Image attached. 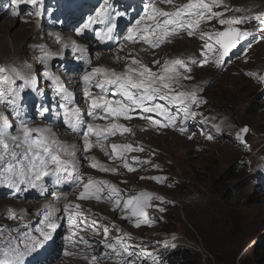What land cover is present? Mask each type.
Listing matches in <instances>:
<instances>
[{
	"label": "rangeland",
	"instance_id": "rangeland-1",
	"mask_svg": "<svg viewBox=\"0 0 264 264\" xmlns=\"http://www.w3.org/2000/svg\"><path fill=\"white\" fill-rule=\"evenodd\" d=\"M116 1L118 0H111L120 14L128 12L131 14V11L135 8L134 4L138 3V0ZM174 1H176L175 5H182L180 0ZM187 1L185 0L184 3ZM233 1L236 4H241L240 0ZM234 7L235 5L231 3L227 4V8H231L232 10H227V13L224 14L225 18L233 16L248 17L243 13L233 10ZM0 10H3V8L0 7ZM213 11L222 12L223 9L216 7L213 8ZM261 14L263 16H260L264 18V13L261 12ZM0 15V21L9 16L4 11H0ZM251 26H255V30L251 29ZM251 26L248 25V22L236 25V27L242 30L254 33L255 39L248 37L244 40L239 48L234 49L235 51L233 50L235 53L220 67L223 69L224 65L230 64L229 70H234L240 77H234L231 74V79H223L221 75L230 71L215 72L209 69L204 70L202 65L205 64L200 63L194 67L191 78V81H195L197 78L204 80L209 85L218 79L213 87L210 88L209 86L207 89V97L211 102L209 109L212 113L216 112V115L220 118H222L223 114L229 118L230 124L225 122V127L228 128L229 132L236 130V134L240 129L247 127L249 132L244 136L246 143H241L234 137L227 136L222 132L217 133L211 125L201 127L200 123H194L193 120H190L189 124L176 127L172 133L162 136L149 135L150 140L147 138L146 141L153 144V146L146 151L130 152L123 149L113 151L114 153L122 152L123 155L127 153L130 157L129 163L135 168L134 171H129L125 174V181H123L122 176H119L122 186L138 191L132 193L131 196L137 195L141 192V188L145 187L154 196H162L164 198L163 201L153 199L151 201L152 207L146 209V213H148L149 209L155 208V210L149 212V218L152 221L161 223L156 229H152V225L146 224H142L139 228L135 227L134 224L137 217L131 216L130 211L121 210L116 217L114 213H109L108 210L104 211L111 219L100 215L88 216L91 219L88 221L89 225L95 221L99 225L111 226L114 224L112 219L114 220L115 218L133 234L152 237L166 244V246L161 245L159 248L149 242L135 239L127 240L126 242L132 245L133 250L139 254L136 264H153L146 259L150 254L154 255L156 264H161L163 260L169 257L173 260V263L169 262L168 264H241L247 257L252 259L253 264H264V82H261L257 78L251 82L253 77H244L239 70L245 67L246 70H249L251 67L258 66L259 71L257 75L261 76L264 72V25L253 19ZM202 28L205 29L203 32L222 31L227 28V25L221 26L218 19H212L211 21L202 23ZM16 30L17 26L14 23L9 34L14 33ZM35 31L37 34L30 39L28 38L27 42L29 44L27 46H19V49L10 37L7 38L6 50L0 49V65L9 67V65L22 63L24 66L29 67V69H31L30 67L34 68V57L27 59L31 54L29 47L36 53L34 44L46 40L43 38L45 33L40 29V25L35 24ZM47 39L49 43L52 42L50 37H47ZM197 44L199 45L198 50L201 53L203 45L201 43ZM179 45H164L160 48L166 51V58L161 57L162 59L156 67L157 72L165 61L176 58L171 53L178 54L182 51L183 46L188 44L180 45V47ZM137 46L142 47H138L142 51V54L145 49L150 50L149 46L145 44ZM116 50V46L110 50L116 56L115 58L110 56V60L107 62L111 67V64H115L117 57L121 56L120 53H116ZM106 52H109V50ZM137 60L145 65H148L149 62L143 59V57ZM246 60H248L247 64H245ZM100 66L95 65V68ZM124 66L125 60L120 65L118 71H121V67ZM64 72L62 70V73ZM87 73L89 71L84 68L79 72L81 77ZM65 83L68 84L70 82L66 81ZM43 85L44 81L42 82L41 89L46 88ZM175 87L177 91H182L180 86ZM40 98V96H37L33 99L37 101V105L41 104ZM80 101H84V98H80ZM163 102L161 104H164ZM85 104L86 102L82 105ZM203 105L206 111H208L207 102L203 103L199 108V116L201 118ZM18 106L20 112L23 111L20 103H18ZM0 110L2 111L1 116L6 117L12 126L17 124V117L12 114L11 108H3L0 104ZM179 111L177 109V112ZM83 113H85L84 109ZM142 126L144 125L137 124L138 128L142 130L146 129L142 128ZM181 128L185 131H181ZM130 131L132 135L130 139L135 141L139 135L134 134L133 127H130ZM209 135L212 136V139L208 138ZM130 139L117 138L108 143V146L112 149L111 146L114 144H130L133 148H137V145ZM68 146L71 145L68 144ZM78 146L80 147V144ZM91 156L96 160L97 152H92ZM156 158H159L162 170L165 167V172L173 180V187H163L157 181L147 179L148 176L159 177L158 171H148L154 170L150 168L151 163H134L136 160L152 162ZM133 163L148 172L139 171ZM116 168L121 169L120 165H117ZM141 177H144V179H141ZM55 190L58 189H52V192L47 196L48 199H53L50 195ZM12 192L13 190L11 189L0 187V203L7 204L0 205V209L2 208L0 212V228L5 229L4 233L0 235V246H3V241L9 236L17 237L19 234L22 235L27 232V218L31 219L36 208H39L36 205L38 204V200L36 202L31 201L29 200V196L11 199ZM66 194L70 202L76 198V195ZM28 202L35 204H31L32 207H30L28 206ZM83 204L84 206L87 205L86 202ZM88 208L103 212V208L89 204ZM160 208L165 209V211H160ZM9 209L14 210L18 217L22 216L23 218L9 219ZM58 216L59 219L56 221L58 226L54 230L49 245L41 253L35 250L27 253L23 259V264H48L56 256L60 247L63 244L67 245L64 237L70 235V233L77 234L72 237L76 240H79L81 236L89 239L93 244V249L89 250L88 253L100 257L99 262L101 264H110L111 260L117 257L115 254H111L110 257L103 256L105 251L110 250L100 247L101 241L104 240L102 231L97 235L90 228L91 234L89 232L86 234L87 231H85L86 228L83 224L80 227H75L74 230V226L69 225L67 214L63 212V209ZM125 216L131 218L125 219ZM11 223H16V225L8 227ZM39 223L44 225L43 219ZM49 230L51 229L45 228V231ZM59 230L60 233L58 235ZM120 232L112 229L109 232V240ZM123 232L126 233L125 231ZM57 239H61L60 247H55ZM19 241L22 242L23 237ZM171 244L175 245L176 248L172 250V254H169L170 248L173 247ZM77 246L81 247L80 250L84 248L82 244H78ZM177 250H180L182 253L174 259L173 253ZM117 258L119 260L124 259V257Z\"/></svg>",
	"mask_w": 264,
	"mask_h": 264
},
{
	"label": "snow or ice",
	"instance_id": "snow-or-ice-1",
	"mask_svg": "<svg viewBox=\"0 0 264 264\" xmlns=\"http://www.w3.org/2000/svg\"><path fill=\"white\" fill-rule=\"evenodd\" d=\"M42 0H12L14 7L11 9L13 16L19 15L18 8L22 4H30L38 6ZM161 3L172 4L173 11H164L158 8L155 3L146 6L144 15L135 21L132 27L127 29L125 39L133 43L143 41L151 47H159L162 43L168 42V38L176 35L181 31L187 32L188 36L196 35L199 32L200 38L205 41L202 48V55L205 56L203 64L209 63V54L217 67H221L225 58L237 48L248 37L255 39L254 33L242 30L236 25H241L249 20L255 19L264 25V18L260 15L252 17H228L225 18L224 13L213 11V8L221 6L223 0H188L182 5H175L174 0H161ZM227 8V6H224ZM239 11V10H237ZM41 11L37 10L35 15L41 16ZM218 19L221 26L227 25L223 31L200 32V25L206 21ZM111 24V12L109 0H103V5L95 10L93 15H89L80 27L76 29L78 35H83L86 30H91L94 25ZM115 25L111 24L106 29L95 31V36L100 41L112 39V32ZM62 38L57 36V40ZM251 43V42H250ZM249 43V46H250ZM67 46V45H65ZM73 47L79 48L73 43ZM51 58V54L45 52L43 61L46 63ZM159 64L160 61H155ZM195 63V61H192ZM191 69L188 61L182 58H175L161 66L158 72H153L147 65L133 58L125 71L116 72L113 69L96 67L90 73L82 77L84 87V97L89 103L88 116L94 119L113 118L131 119V112L140 109L144 113H157L163 117V121L153 119L152 117H142L148 119L153 125L161 127L175 126L177 115L170 113L169 108L165 104L156 103L157 100L166 101L167 105H180V111L183 112L184 119L195 118L197 113L192 110V105L198 106L206 103L200 99L196 90L177 91L175 86H180L182 79H191L186 73ZM47 79L50 80L55 87L56 93L61 97V107L66 123L76 131L78 126L83 124V114L79 107L75 106L74 97L64 87L62 81L54 77L51 73H46ZM249 76L264 82V76H258L256 73H248ZM22 81L21 85H17L16 81ZM95 81V83H93ZM35 86L32 77L22 75L15 68L0 66V104L11 108L12 114L18 118V124L15 133L12 130V124L6 117L0 116V187H5L20 193L28 188H39L44 191V179L46 177H55V182L59 184L61 180L72 181L76 184H83L82 190L78 193V198L105 200L114 205L113 210L121 208L123 199L121 190L108 181H94L91 178L87 183H83L84 178L78 172L77 153L74 146H68L56 139L55 134L50 128L32 127L29 121L20 118V110L18 101L21 93L25 89ZM98 89L93 92L92 89ZM111 90V91H110ZM110 97H119L116 99ZM47 111L46 108L41 109L40 115L43 116ZM103 114V117L101 116ZM207 123V119L202 121ZM212 127L217 133L222 132L219 124ZM181 131L184 129L181 128ZM117 131L129 132L130 129L122 125L113 123L105 132L99 126L93 127L92 124L86 125V132L83 136V151L88 152L99 143L101 139H106L108 135H115ZM249 132L247 127L240 129L236 133V139L246 143L244 136ZM209 139L212 136L209 135ZM112 150L123 149L129 151H143L142 148H133L132 145H112ZM101 150L107 155V149L101 145ZM90 161V167L98 168L100 171L116 172V169L106 168L104 165L95 161L94 157H86ZM135 164L151 163L150 161H134ZM124 167L129 171H134L132 164L125 161ZM154 167H159L158 165ZM144 179V177H141ZM162 183L165 177H148ZM56 202H64L63 212L67 214L68 223L74 227H80L81 224L85 228L91 227L95 234L99 235L103 232L104 240L101 241L105 250L104 257H110L115 254L117 257H124L117 264H136L139 254L133 250V246L126 241L131 239V235L124 233L122 236L109 240V232L112 229L122 231L115 224L111 226L99 225L95 221L89 225L86 218H83V211L80 205H73L67 202V194L62 192L52 193ZM153 199L163 201L162 196H154L153 193L141 191L135 196L129 197L124 201L122 211H130L131 216L137 217L134 226L139 228L142 224L151 226L154 221L147 217L146 209L152 207ZM160 211L165 209L160 208ZM58 209L54 205H49L43 215L44 226L37 228L35 231L39 235H33L30 232L23 233V241L20 242L16 237L9 236L0 246V264H23L25 255L36 250L43 245L44 241L51 239V232L45 231V228L55 230L58 226L56 221L59 219ZM77 217L81 220L78 223ZM9 219H22V216L9 209ZM125 219L131 217L125 216ZM26 227V226H25ZM5 229L0 228V235ZM76 233H70L65 236L64 240L67 245L64 249V255H79L85 260H89L90 264H99L100 257L89 255V250L93 249V244L85 237H79V240L73 239ZM21 243L23 247H21ZM78 244H82L84 248L80 253L69 252L68 246L75 249ZM175 245H173L174 247Z\"/></svg>",
	"mask_w": 264,
	"mask_h": 264
},
{
	"label": "bare ground",
	"instance_id": "bare-ground-1",
	"mask_svg": "<svg viewBox=\"0 0 264 264\" xmlns=\"http://www.w3.org/2000/svg\"><path fill=\"white\" fill-rule=\"evenodd\" d=\"M143 2L147 4L155 3L158 8H161L164 11L174 10V6L172 4L161 3V0H138V3L134 4L135 8L132 11V15L136 16L137 14H139V11L143 12V8H145V5L142 4ZM175 2L176 1H174V4ZM180 2L181 4H185L184 3L185 0H180ZM239 2H241V4H236L233 0H223V4L218 7H221L223 9L222 12L224 14L227 13V10H232L231 8L228 9L224 7L225 5L227 6L228 3L235 5L233 10H235L236 12L243 13L248 17L262 15L261 12L264 13V0H240ZM3 11L7 12L9 16L5 17L2 21H0V49L3 51L6 50L7 48L6 39L9 37L12 40V42L16 46H18V49L19 46L21 47L27 46V44H29L27 42L28 38L30 39L32 38V36H35L37 34V32L35 31V21L29 20L27 22L23 18L21 19L17 18L13 16L8 9H3ZM139 15L140 16L138 19H140L141 16H143L144 14H139ZM19 19L22 20V22H20ZM252 21L253 19L247 21L249 26H251ZM14 23H16L17 30L12 34H9V31L11 30ZM132 24L134 25L135 22L133 21ZM76 29H77L76 27H71L66 31L55 34L51 31H47L41 28L42 32L45 33V36L43 38L46 40L34 44L35 46L34 50L37 51L36 53H34L33 49H31L28 46L29 51H31V54L30 56H28L27 59H31L34 57L35 59V64L33 63L34 68L30 67L31 69H29V67L24 66L22 63L9 65V68H15L22 75L25 76L30 75L33 81L35 82V86L33 88L25 89V91L21 93V97L18 103L21 104L23 111L20 112V118L29 121L30 125L34 128L35 127L50 128L52 132L55 134L56 139L59 140L61 143L65 145L70 144L71 146H74L75 149L77 148L76 153L78 160V172L80 171L86 172V170L88 172L93 168L89 166L90 161L86 159V157H92L91 153L94 151L97 152V158L95 160L96 162L104 165L106 168L116 169L115 173L101 171L102 174L106 176H112V175L122 176L123 181H125L124 176L129 172V170L124 167V162L130 161L129 155L127 153H124V155L123 154L121 155L120 153H114L113 150L108 146V143L116 140L117 138H121L124 140L130 139L132 137V135L130 134L131 131L123 132L122 134L121 131H117L116 137L114 139H112V137L108 135L106 139H101L99 143H94V146L91 148L90 151L84 152L83 136L84 133L86 132L87 124H92L94 128L99 126L100 129H102V127L104 126L112 125L113 123L122 125L123 127H126L128 129H130V127H133L134 134L139 135V137L135 141H133V139L130 140L137 145V148H142L143 151H146L151 146H153V144L146 141L147 138L148 140H150L149 135L162 136L168 133H172V131L176 127L189 124L190 120H193L194 123L196 122L200 123L201 127H204L206 125L212 126L214 124H219L221 125V127H225V122L230 124V120L227 116L223 114L222 118H220L219 116L216 115V112L212 113L211 110L209 109V107H211L210 105L211 102L207 97V89L209 86L210 88L213 87L215 83H217L216 81H218V79L212 82L211 85H209L206 81L197 78L195 81H191V79H187V80L182 79L180 81V84H182L181 87L182 91L196 90L198 97L203 101L207 102L208 111H206L203 105V109L201 112L202 118L199 116V108L200 106H202L203 103L199 104L198 106L192 105L191 106L192 110L195 111L197 115L195 116V118H189L185 120L183 116V112L182 111L177 112V109H180L181 107L180 105L170 106L167 105L166 101H164L163 103L169 108L170 113H174L177 115V120L175 126L161 127V126H155L148 119L142 118L148 116V117H152L153 119L163 121L164 118L159 116L157 113H144L140 109H135L133 112H131V117H132L131 119L113 118L111 116H108L107 118L94 119L92 117H89L87 114L89 111V103L86 102L85 105H82L80 102H78L79 109L85 110V113H83L84 123L79 125L76 131H73L66 123L65 117L63 115V109L61 105L64 102L61 100V97L56 93L55 87L53 86L52 82L47 79L46 73H51L54 77L62 81L67 91L73 95H76V98L78 99L79 96L84 95V92L81 88L82 77L79 74L80 70L84 68L90 73V70L94 69L95 65L99 66L104 63H107L110 60V56H113V58L116 57L115 55H113V51L111 52L109 50L110 52H106L103 47V44L96 43L95 42L96 40L93 39L92 37L87 35H78ZM251 29L255 30V26H251ZM26 30L29 32H27ZM204 30L205 29L202 28V24H201L199 31L203 32ZM46 36L51 38L52 40L51 43L47 41L48 39ZM57 36L61 37L62 39L58 41ZM20 37L22 38L20 39ZM73 43H75V45H78L79 47L82 46L86 48L82 50H78L76 47H73ZM197 43H201L202 45H204L205 43V41L200 38L199 32L196 35L190 37L188 36L187 32L181 31L176 35L170 36L168 38V42L162 43L159 47H155V48L151 47L149 44L143 41L136 42L135 44L136 45L145 44L149 46L150 50L145 49L142 55H143V59H146L145 55L148 57V59H146L149 61L147 66L151 68L153 72H157L156 67L158 66V64L155 63V61H161L162 59L161 57L166 58V54H165L166 51L160 49L162 46L164 45L178 46V44L180 45L188 44L186 46H183L182 51H180L178 54L171 53V55L176 56V58H182L188 61V66L191 69V71L187 72L186 75L192 78L194 67L202 63L203 60L205 59V57L201 55L202 52L201 53L199 52L198 50L199 45ZM138 47L142 48L141 46ZM45 52L51 54V58L48 59L46 63L42 59L45 55ZM192 61H195V63H192ZM247 62L248 60H246L245 64H247ZM229 65L230 64H228L227 66L224 65V68L221 69L220 67H217L216 64H214V61L211 59V56H209V63L202 65V67L204 68V70L209 69L215 72H221L226 70L227 72L230 71L229 73L221 75L223 79L225 78L231 79V74H233L234 77H240V75L235 73L234 70L232 69L229 70ZM62 70H64L65 72L62 73ZM239 70L244 77L249 76L248 73L250 72L257 74L259 71L258 66L251 67V69L249 70H246V67L241 68ZM255 80L256 78H253L251 82ZM43 81H44L43 86L46 87L45 89H41ZM66 81H69L70 83L64 84V82ZM16 84L21 85L22 81L17 79ZM37 96L41 97L40 105H37V101L33 100ZM110 98L116 99L119 97H110ZM236 101L238 102V100ZM155 102L162 103L161 100H157ZM1 105L3 106V108L7 109V106H5L4 104ZM43 108H46L47 111L44 113L43 116H41L40 111ZM1 112L2 111L0 110V116H1ZM53 113H56L54 117H53ZM101 116L103 117V114H101ZM204 118L207 119L208 121L207 123L202 122L204 121L203 120ZM17 124H18V118H17ZM17 124H15V126H12L13 133H15V128ZM137 124L144 125L142 126V128H146V129L142 130L138 128ZM64 141H66V143ZM78 144H80V147L78 146ZM101 145L105 149H107V153H108L107 155L105 154L104 151L101 150ZM117 165H120L121 169L116 168ZM156 165H158L159 167L158 168L154 167ZM150 168L162 170V166L159 162V158H156L151 162ZM52 189H58L60 192L66 193L67 191L71 190V186L68 181L61 180V182L57 184L55 182V177H46L44 179L43 192H41L39 188H28L20 193H14V191L12 192L11 199L20 196H29V200L31 201L33 200L36 202L38 200V204L36 205H38L39 208H36V211L32 215V218L28 219L26 217L28 222L26 231L30 232L33 235H39L35 230L37 228H41L44 226L40 224L39 221L43 219L44 213L47 210H49V205H54V207L59 210L58 214H60L62 212V209L64 208V202H56L52 195H50V197H52L53 199L52 200L48 199L47 196L52 192ZM67 202L69 204H73V202H70L68 198H67ZM28 203H29L28 206L30 207H32V205L35 204L33 202H28ZM0 205L2 206L7 204L0 203ZM1 211L2 208L0 209V212ZM14 225H16V223H11V225L9 224L8 227ZM49 232H51V237H52L54 231L49 230ZM59 233L60 230L58 231V235ZM22 237L23 235L19 234L16 238L19 241L22 239ZM50 242L51 239L44 241L41 248H37L35 251L41 253L49 245ZM60 246H61V239H57L55 241V247H60ZM21 247H23L22 244Z\"/></svg>",
	"mask_w": 264,
	"mask_h": 264
},
{
	"label": "clouds",
	"instance_id": "clouds-1",
	"mask_svg": "<svg viewBox=\"0 0 264 264\" xmlns=\"http://www.w3.org/2000/svg\"><path fill=\"white\" fill-rule=\"evenodd\" d=\"M1 7V6H0ZM3 8V7H2ZM22 16H30V13H31V9L27 6V5H22ZM4 9V8H3ZM0 11H3V10H0ZM31 17V16H30ZM18 18V17H17ZM25 18H27V17H25ZM28 19V18H27ZM241 45V44H240ZM240 45H238L237 46V48H239L240 47ZM235 52H232V53H230V55H229V57L230 56H232L233 54H234ZM229 57H227V58H225V61H227L228 59H229ZM263 74H264V72H263ZM261 76H263V75H261ZM235 132H236V130H234V131H232V132H229V130H228V128H226V127H222V133H224L225 135H227V136H231V137H234L235 139H236V134H235ZM240 141V140H239ZM241 142V141H240ZM241 143H244V142H241ZM156 171H158L159 172V177H165L166 178V180H164L162 183H159V185L160 186H163V187H165V186H167V187H173L174 186V183H173V180L171 179V177L165 172V167H164V169L163 170H156ZM104 175V174H103ZM108 177H110V178H112V179H115L116 180V178H115V175H112V176H108ZM118 182V181H117ZM156 185V184H155ZM141 189H146L145 187H142ZM148 190V189H147ZM148 192H150L151 193V191H149L148 190ZM125 200H127L126 198H124V200H122L121 201V208L123 207V203H124V201ZM90 205V204H89ZM99 208H103V212H101V211H99V210H95V209H89L88 208V204L83 208V217H85L86 219H87V221H89V220H91L88 216H96V215H100V216H102V217H105V218H109V219H111L107 214H105L104 213V211H106V210H108V208H107V206L106 205H99L98 206ZM121 208H117V210H118V212H120L121 211ZM151 210H155V208H151V209H149L148 210V213H147V217L149 218V212L151 211ZM108 212L110 213L111 211H109L108 210ZM112 213V212H111ZM117 214L118 213H114V215H115V217L117 216ZM79 218L80 217H78V221L80 222V220H79ZM150 219V218H149ZM112 221H113V223L115 224V225H117V226H121V227H123V228H125V229H127L124 225H122V224H120L119 222H118V220L117 219H115L114 218V220L112 219ZM112 224V223H111ZM154 226L152 227V229H156V228H158L159 227V225L161 224V223H158V221H154V223H152ZM90 228L91 227H88L87 228V234H88V232L91 234V231H90ZM128 230V229H127ZM128 231H130V230H128ZM131 232V231H130ZM134 236H136L138 239H140V240H144V241H146V242H149V243H152V244H154V245H158V247L160 248V243H163V242H161V241H159V240H155V239H153L152 237H146V236H142V235H137V234H133ZM164 244V246H166V244L165 243H163ZM163 246V245H162ZM171 246H173V244L171 245ZM100 247H102V244H100ZM175 248H176V246H174V247H171L170 248V250H169V254H172L171 252H172V250H175ZM171 256V255H170ZM113 260V259H112ZM112 260H111V262H110V264H112ZM169 262H172V260L170 259V257L169 258H166L165 260H163V263H166V264H168ZM80 264H90L89 262H86V261H81L80 262Z\"/></svg>",
	"mask_w": 264,
	"mask_h": 264
},
{
	"label": "trees",
	"instance_id": "trees-1",
	"mask_svg": "<svg viewBox=\"0 0 264 264\" xmlns=\"http://www.w3.org/2000/svg\"><path fill=\"white\" fill-rule=\"evenodd\" d=\"M180 253H182L180 250L175 251L173 253V258L175 259L177 256L181 255ZM172 263H173V260H172ZM241 264H253V262H252L251 258L247 257V259L245 261H243Z\"/></svg>",
	"mask_w": 264,
	"mask_h": 264
},
{
	"label": "water",
	"instance_id": "water-1",
	"mask_svg": "<svg viewBox=\"0 0 264 264\" xmlns=\"http://www.w3.org/2000/svg\"><path fill=\"white\" fill-rule=\"evenodd\" d=\"M234 51H235V50H234ZM234 51H233V52H234ZM263 76H264V74H263Z\"/></svg>",
	"mask_w": 264,
	"mask_h": 264
}]
</instances>
